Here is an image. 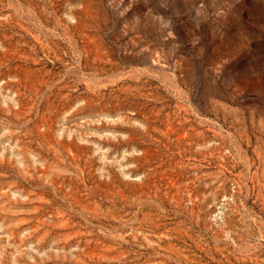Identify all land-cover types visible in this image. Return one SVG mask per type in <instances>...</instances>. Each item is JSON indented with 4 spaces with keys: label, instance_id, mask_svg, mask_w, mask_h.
<instances>
[{
    "label": "rangeland",
    "instance_id": "1",
    "mask_svg": "<svg viewBox=\"0 0 264 264\" xmlns=\"http://www.w3.org/2000/svg\"><path fill=\"white\" fill-rule=\"evenodd\" d=\"M0 264H264V0H0Z\"/></svg>",
    "mask_w": 264,
    "mask_h": 264
},
{
    "label": "bare ground",
    "instance_id": "2",
    "mask_svg": "<svg viewBox=\"0 0 264 264\" xmlns=\"http://www.w3.org/2000/svg\"><path fill=\"white\" fill-rule=\"evenodd\" d=\"M102 96V95H101ZM121 115V114H120ZM121 117V116H120ZM125 119V118H124ZM129 119V118H128ZM118 121V120H117ZM108 123V122H107ZM128 123V122H127ZM151 133V132H150Z\"/></svg>",
    "mask_w": 264,
    "mask_h": 264
}]
</instances>
